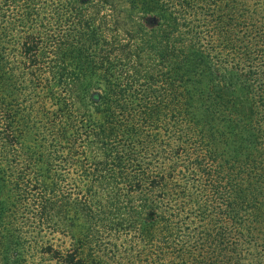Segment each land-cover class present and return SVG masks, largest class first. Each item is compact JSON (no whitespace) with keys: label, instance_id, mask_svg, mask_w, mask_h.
<instances>
[{"label":"trees","instance_id":"16d2710c","mask_svg":"<svg viewBox=\"0 0 264 264\" xmlns=\"http://www.w3.org/2000/svg\"><path fill=\"white\" fill-rule=\"evenodd\" d=\"M264 264V0H0V264Z\"/></svg>","mask_w":264,"mask_h":264},{"label":"rangeland","instance_id":"374dc122","mask_svg":"<svg viewBox=\"0 0 264 264\" xmlns=\"http://www.w3.org/2000/svg\"><path fill=\"white\" fill-rule=\"evenodd\" d=\"M29 262L27 261V264H57L54 261L49 260L45 256L37 257L36 255L32 254L29 256Z\"/></svg>","mask_w":264,"mask_h":264}]
</instances>
